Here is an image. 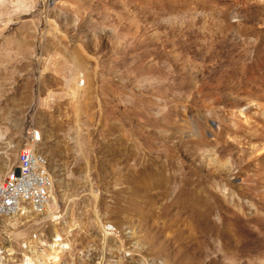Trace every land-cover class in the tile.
<instances>
[{
	"label": "rangeland",
	"instance_id": "obj_1",
	"mask_svg": "<svg viewBox=\"0 0 264 264\" xmlns=\"http://www.w3.org/2000/svg\"><path fill=\"white\" fill-rule=\"evenodd\" d=\"M18 2L0 1V135L41 129L58 220L2 217L0 264L45 263L55 227L53 264H264V0ZM148 171L188 174L172 185L224 233L160 228L156 190L129 181Z\"/></svg>",
	"mask_w": 264,
	"mask_h": 264
},
{
	"label": "built area",
	"instance_id": "obj_2",
	"mask_svg": "<svg viewBox=\"0 0 264 264\" xmlns=\"http://www.w3.org/2000/svg\"><path fill=\"white\" fill-rule=\"evenodd\" d=\"M42 144V131L33 124L19 141L0 139V219L38 215L52 203L54 173Z\"/></svg>",
	"mask_w": 264,
	"mask_h": 264
},
{
	"label": "bare ground",
	"instance_id": "obj_3",
	"mask_svg": "<svg viewBox=\"0 0 264 264\" xmlns=\"http://www.w3.org/2000/svg\"><path fill=\"white\" fill-rule=\"evenodd\" d=\"M0 1H2V0H0ZM19 2H20V0H19ZM19 2H18V4L20 5ZM18 6H17V8H18ZM46 20H48V19H46ZM55 26H57V25H55ZM74 94L75 93L72 90V95H74ZM3 137H4V135H0V139H2ZM142 174H143V176H140V177H137V175H136V177L135 176L131 177L132 179H135V180H131V178H129V181H132V182L135 181L138 185H142V187H140V188L143 190L147 191L151 188H154L156 190L155 196H156V198H158L162 202V205L159 207L160 209H158V210H160V213H161L160 215L162 218L163 217H169V219L171 221V223L170 222L169 223H163L162 222L163 225L160 226V228L170 229L171 226L174 227L175 225H178L180 223V221H182L181 220L182 214L183 213H189L195 222L200 221L203 224L204 230L206 232H208L209 234L221 235L224 233L225 229L223 227L225 226V224L223 222V220H224L223 217L221 218V221L224 224L223 227L219 226L217 222L208 219V216H209V211H208L209 210V208H208L209 204L208 203H210V202L207 201V198H205L204 195H202V193H200L201 189L199 190V189L193 188V187L186 188L185 186L178 187V186H176V184L173 186L172 185V182L174 181L173 178L175 177V179H177L174 173H173V175H167L163 171H157V172L148 171V172H143ZM129 176H131V175H129ZM178 179H179V181L185 182V184H188L189 181H191V179L188 177V174H182V177L178 178ZM178 179L173 183H178L177 182ZM137 187H139V186H137ZM177 187L179 189H178V192L175 194ZM55 193H56V191L52 195V201H51L52 203H56ZM223 194H224V191H223ZM169 197L171 198L170 201L168 200ZM129 200H130V202H132V199H129ZM220 203H221V206H220L221 208L219 211H221V213L224 214V212L222 211L223 210L222 207L225 206V203H224V201H222ZM50 206H51V204L46 206L44 212H47L49 214L51 221H53L54 223H57L58 215L55 213L54 209L52 210L50 208ZM120 209L123 212H125V210L127 212L128 205L127 206H121ZM173 209L175 211H172ZM44 212H42V213H44ZM94 214H95L94 219L97 222L96 224L102 225L104 240L107 238V236L109 234H113L115 236L117 235V237H119L122 240V237H120L122 234L121 230H117L116 228L113 230L110 226H108L107 225L108 223H106V220L104 221V219H103L104 216L101 217L97 210L95 211ZM124 215H125V213H124ZM216 220H217V218H216ZM217 221L219 222L220 218H218ZM164 222H166V221H164ZM183 225H185V224H183ZM187 225H188V231L190 233L194 234L195 228H194L193 223L189 222ZM225 228H226V226H225ZM175 233H176L175 228H174V230H170V232H169V234H172V235H175ZM60 235H61L60 231H58L57 227H55L53 229V233L51 235L53 238V242L51 243V245H50L51 249L49 250V252L47 254L48 259L46 258L45 263H43V264L56 263L58 261L57 259H59L60 252H62L63 249L69 248V243L63 242L62 237ZM9 249L12 250V248H9ZM24 256H25L24 261L26 263H28V261H30V262L32 261V257L28 256L27 254H24Z\"/></svg>",
	"mask_w": 264,
	"mask_h": 264
},
{
	"label": "crops",
	"instance_id": "obj_4",
	"mask_svg": "<svg viewBox=\"0 0 264 264\" xmlns=\"http://www.w3.org/2000/svg\"><path fill=\"white\" fill-rule=\"evenodd\" d=\"M3 68L1 67V65H0V75L3 73V70H2ZM1 85V84H0ZM0 92H1V88H0Z\"/></svg>",
	"mask_w": 264,
	"mask_h": 264
}]
</instances>
